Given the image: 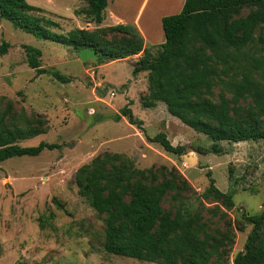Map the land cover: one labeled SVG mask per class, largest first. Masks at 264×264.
I'll return each mask as SVG.
<instances>
[{"label":"rangeland","instance_id":"1","mask_svg":"<svg viewBox=\"0 0 264 264\" xmlns=\"http://www.w3.org/2000/svg\"><path fill=\"white\" fill-rule=\"evenodd\" d=\"M26 1L42 9L39 15L58 23L50 28L54 32L96 26L82 14L69 17L73 8H84L87 1ZM139 2L108 0L105 13L111 8L120 16L133 17ZM181 4L182 0H148L143 8L140 24L152 55L163 38L159 15L178 13L180 10L175 9H180ZM112 21L106 14L102 25H111ZM3 41L10 46L7 53L0 54V97L11 100L15 112L24 109L28 115L39 114L48 121L46 133L19 144L57 142L60 148L0 162V264H157L106 253L102 248L103 215L79 195L74 176L82 164L106 152H118L136 168L152 169L159 178L174 177L184 188L182 193L196 204L199 198L206 208L219 205L220 212L215 216L204 210L203 221L221 244V262H232L252 228L246 215L264 210V139L219 141L222 153L214 154L209 151L213 141L170 115L163 103L143 107L147 71L132 75L141 53L99 67L91 48L73 49L38 38L4 18L0 19V43ZM23 44L41 50V66L47 73L36 75L26 64ZM53 70L70 81L56 79L49 73ZM129 87L130 93H126ZM127 100L132 102L130 108L140 125L130 124L126 117L119 121L111 118ZM3 107L4 101L0 100V109ZM160 131L173 145H182L195 162L188 164L179 154L167 152L147 138ZM208 170L220 190L232 193L231 208L201 197L208 185ZM172 204L170 195L164 197L165 209ZM261 231L264 232V219Z\"/></svg>","mask_w":264,"mask_h":264},{"label":"trees","instance_id":"2","mask_svg":"<svg viewBox=\"0 0 264 264\" xmlns=\"http://www.w3.org/2000/svg\"><path fill=\"white\" fill-rule=\"evenodd\" d=\"M86 1L75 14H84L88 22L95 23L92 29L54 32L50 28L58 23L39 15L42 9L26 0H0V19L38 38L73 49L91 48L97 65L141 53L132 75L147 71L142 106L163 103L170 115L207 135L213 141L209 151L214 154L222 153L219 141L264 139V0H184L178 13L161 17L164 40L154 55L135 24L99 25L107 0ZM9 46L6 41L0 43V54L7 53ZM22 47L26 64L36 75L47 73L41 66V50L27 44ZM49 73L62 82L70 81L58 71ZM0 100L4 101L0 109V162L60 148L57 142L45 141L21 146V140L46 133L48 121L39 114L28 115L24 109L15 112L13 102L4 96ZM131 103L127 100L111 118L119 121L126 117L130 124L140 125ZM147 138L167 152L185 153L184 147L173 145L163 131ZM206 176L208 185L201 197L231 208L232 193L216 186L210 170ZM74 182L79 195L103 215L102 248L106 253L157 264H264V210L246 215L252 228L243 249L231 263H223L221 244L206 229L202 215L207 210L215 216L220 206L206 208L199 198L196 204L182 193L184 188L174 177L159 178L152 169L136 168L118 152H106L82 164ZM167 195L173 202L169 209L162 206Z\"/></svg>","mask_w":264,"mask_h":264},{"label":"crops","instance_id":"3","mask_svg":"<svg viewBox=\"0 0 264 264\" xmlns=\"http://www.w3.org/2000/svg\"><path fill=\"white\" fill-rule=\"evenodd\" d=\"M78 1H80V0H77L76 2H78ZM81 1H86V0H81ZM147 1L148 0H140V2H139V5H138V7H137V9H136V11H135V13L133 14V17H124V16H120L118 13H116L113 9H111V8H109L108 9V12L107 13H105V10H104V18H105V16H106V14H108L111 18H112V22H113V24H111V25H115V24H118V23H132V24H135L136 26H137V28L140 30V32H141V34L143 35V38H144V42H145V46H147V48L149 49V47H148V44H147V35H146V33H145V31H144V29L142 28V25L140 24V18H141V15H142V12H143V8L145 7V5H146V3H147ZM183 1L184 0H182V4H183ZM176 2H174L173 4H175ZM107 4H108V0H107ZM182 4H181V6L180 7H178V8H180L181 9V7H182ZM107 7V6H106ZM176 7V6H175ZM77 9H79V8H73V14L71 15V16H69V17H76L77 16V14H75V10H77ZM180 9H175V10H180ZM79 15H81V14H78V16ZM167 15V14H166ZM82 16H84V14H82ZM85 17V16H84ZM161 17H162V15H159V18H158V22H159V24L161 23ZM86 18V17H85ZM104 18H103V20H104ZM87 19V18H86ZM103 20H102V22L99 24L100 26H103L102 24H103ZM87 21H88V19H87ZM105 26H108V25H105ZM162 37V36H161ZM163 40H164V36H163V38H161V39H159V42L160 43H158L157 44V46L158 45H160L162 42H163ZM156 45H153L152 47H155ZM136 55H133V56H130V57H135ZM141 56V55H140ZM128 58V57H127ZM136 59V58H135ZM105 64V63H104ZM99 67H102L103 66V64H100V65H98ZM135 77V76H134ZM130 90H131V87H129V89L128 90H126L125 92L126 93H130Z\"/></svg>","mask_w":264,"mask_h":264},{"label":"water","instance_id":"4","mask_svg":"<svg viewBox=\"0 0 264 264\" xmlns=\"http://www.w3.org/2000/svg\"><path fill=\"white\" fill-rule=\"evenodd\" d=\"M181 158L186 161L188 164H192L195 162V158L192 155L185 153L180 154Z\"/></svg>","mask_w":264,"mask_h":264},{"label":"built area","instance_id":"5","mask_svg":"<svg viewBox=\"0 0 264 264\" xmlns=\"http://www.w3.org/2000/svg\"><path fill=\"white\" fill-rule=\"evenodd\" d=\"M111 94H114L113 92H111Z\"/></svg>","mask_w":264,"mask_h":264}]
</instances>
